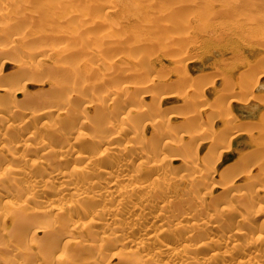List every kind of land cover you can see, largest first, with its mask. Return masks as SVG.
<instances>
[{
  "label": "rangeland",
  "instance_id": "374dc122",
  "mask_svg": "<svg viewBox=\"0 0 264 264\" xmlns=\"http://www.w3.org/2000/svg\"><path fill=\"white\" fill-rule=\"evenodd\" d=\"M41 1L50 6L63 0ZM75 2L77 5L71 4V8L76 9L70 10L74 11L66 20L54 17L47 39L34 34L36 25L32 28L25 23L14 28L15 21L27 20L19 16L22 11L27 15L35 14V10H25L27 1L0 4V14L17 16L8 28L0 21V68L5 61L10 62L0 73V88L9 89L7 93H0V107L6 112L12 107L17 109L16 116L0 128V143L5 146L0 145V264H107L109 260L131 264L130 260L138 255H146L143 252L166 245L174 249L184 246L180 241L167 240L165 236L169 233L160 234L155 230L149 234L157 235V239H144L143 249L123 246L121 238L100 235L91 243L95 246L93 251H83V246L90 244L92 234L100 232L98 227L88 224L94 217L85 212L99 209L96 208L99 204L91 206L89 199L101 196L114 207L122 198L110 192L114 189L101 190V186L90 185L91 177L102 167L116 170L108 164L109 157L116 164L129 160V165L120 172L126 177L116 182V185H129L134 189L124 197V202H142L146 191L152 190L157 194L149 198V203L153 206L167 204L161 214H170L181 221L179 227L173 225L177 221L164 224L165 232L190 233L191 224L182 218L185 214H193L198 222L211 224L215 222L211 220L214 213L223 220L237 211L234 216L240 213L260 217L258 231L240 237L241 245L254 239L256 234L264 237V143H246L245 148L250 144L258 148L250 150H242L237 144L231 146V140L237 136H232L228 125L239 121L232 111L234 105L259 102L264 106V92L258 87L259 84L264 86V0ZM105 5L112 10L109 14L105 12ZM75 29L84 34L83 41L72 38L71 32ZM83 44L92 53L95 48L99 49L100 60L82 52ZM1 46H10V49L4 51ZM52 47L51 57L40 61L39 53H47ZM71 58L78 60L82 67H91L82 85L68 82L65 86L58 79L59 72L67 67L64 61ZM97 62L101 65L95 79L92 73L96 70L92 68ZM18 68L20 75L23 71L28 73L21 83L20 75H12ZM145 75L147 78L143 80ZM26 80H29L27 92L14 94ZM127 84L134 85L135 89L121 90ZM140 86L147 88L139 91ZM112 90H120L113 101L115 108L109 105ZM46 109L55 112L32 116ZM70 111L76 112V119L65 121L64 114ZM129 111H132L131 117H127ZM98 112L102 113L100 122L93 127L91 121H86L82 126L81 114L93 117ZM30 116V127L14 130ZM108 121H112L114 133L107 127ZM79 128L90 131L99 143H94L89 153L79 146L62 152L56 160L63 165L77 154L89 157L67 168L83 189L82 195L58 198V203L72 202L74 208L66 217L53 212L43 218L20 209L19 203L27 197L36 200L43 194L34 184L32 174L44 163H55L42 151L29 157V150L41 145L46 149L56 147L59 141L72 142L75 135L69 133L68 137L67 130ZM32 132L34 138L30 139ZM114 134L118 138L109 144ZM78 141L87 143V135L79 136ZM116 148L120 151L114 155ZM236 160L237 168L245 165L242 176L226 173L227 169L236 167L235 164L230 166ZM132 173L139 177L130 182L128 178ZM58 185L56 182L53 187ZM250 198L257 200L249 202ZM122 214L99 215L93 220L124 223L129 215ZM131 215L149 222L153 220L137 211ZM53 219H63L64 223L58 224ZM49 227L57 228V236L45 235ZM231 230L233 232L235 226ZM221 234L226 236L212 238L228 251L230 237L235 232L223 229ZM199 235L191 249L210 241L204 232ZM65 237L71 242L66 243ZM225 237L229 238L224 240ZM256 244L255 248L264 252V238ZM17 252H23V256L19 258ZM221 253L212 251L205 257L210 264L213 261L217 264L223 261ZM150 257L156 264H192V258L199 259L186 252L184 262H173L171 254L164 251L152 252Z\"/></svg>",
  "mask_w": 264,
  "mask_h": 264
},
{
  "label": "bare ground",
  "instance_id": "6f19581e",
  "mask_svg": "<svg viewBox=\"0 0 264 264\" xmlns=\"http://www.w3.org/2000/svg\"><path fill=\"white\" fill-rule=\"evenodd\" d=\"M12 1L13 0H0V4H7V3H10ZM25 1L28 2V7L25 8V10H35V14L33 16L27 15L24 13V11H22V13L19 16L23 19L26 18L27 20L26 21H20V20L15 21V17H17V16L9 15V14L3 12V14H0V21H3L4 26H6L7 28L14 21L16 22L14 28H20L25 23H27L32 28L36 25V28L34 30V34H36L42 38H45V39L50 37V31L53 28V24H54V17L59 21L62 19L66 20L67 16L72 11H74V10H72V11H70V10L76 9L75 7L71 8V4L75 5L76 0H63V1H59L58 3L51 4L50 6H46L47 3L43 2L41 0H25ZM111 3H112V1H111ZM76 5H77V3H76ZM161 5L159 6L160 8H161ZM108 6L107 5L104 6V9L106 8V11H105L106 14H109L112 11L111 9L108 8ZM156 7H158V4L156 5ZM98 19H100V18H98ZM93 20L91 21L93 23L92 25H94ZM71 35H72L73 39H78L79 41L84 40V34L80 33L76 29L71 32ZM1 48L4 51H6V50L10 49V46H1ZM80 49L82 50V52L86 53L88 56L93 55L94 58H97V61L100 60V50L99 49L97 50L95 48V52L92 53L91 51H89L88 46L85 44H83L80 47ZM53 51H54V48L52 47V48L48 49L47 53H45V52L39 53L40 61L44 60L43 58H45V57H46V59L50 58L51 57L50 55L52 53H54ZM45 54H49V55L46 56ZM37 55H38V53H37ZM69 60H71V61H66V60L64 61V63L67 64V67L63 71L59 72L58 79H59L60 83L64 84L65 86L68 82H72L73 84H81L82 85L83 83H85L86 79L90 75L91 67H88L86 65L84 67L80 66V64L78 63V60H76V59L71 58ZM9 63L10 62L5 61L2 64V66L0 68V73H3L5 66H7ZM100 65L101 64L97 62L95 64V66L92 68V69L96 70V71H93V73H92V76L95 79L98 78V74H99L98 70L100 69ZM17 71L20 72L21 70L18 68V70L15 71L16 73H13L12 75H20V73H18ZM25 74H26V76H28V73L27 72L24 73V71H23V74H21L18 77V79H20L19 83L22 82V80H23L22 78L25 76ZM55 75L57 76V74H55ZM146 78H147V76L145 75L143 80ZM28 83H29V80H26L24 83H22V85L18 88L20 90L14 92V94H22L23 92L26 93L27 88L29 86ZM65 86L63 88H65ZM141 86L138 88V90L139 91L142 90L144 92V90L147 87L146 86L141 87ZM179 86L180 85H178V87ZM258 87H260L261 88L260 90H262L264 92V86L259 84ZM132 89H135V86L131 85V84H127L121 88V90H128V91H130ZM180 89H182L181 86H180ZM258 90H259V88H258ZM8 91H9V89L0 88V93H7ZM110 92H111L110 96H112V98H111L112 101L109 103V105H111L112 107L115 108V103L113 101L116 100V97L118 96L120 90H112ZM179 92H181V91H179ZM169 95H166V96H169ZM25 96L27 97L28 94H26ZM171 96H172V94H171ZM57 98H59V96H57ZM166 101H167V99H166ZM171 101H173V100H171ZM245 106L248 107V106H250V104L245 105ZM14 108L15 107H12V108H10V110L8 112H6V111H3V109L0 107V128H2V125L4 124V122H6L7 120H10L11 118L16 116L15 112L17 111V109L16 108L14 109ZM242 108L243 107H240V106H234V109L232 111L238 117V115H241V111L244 110ZM253 108L256 109V108H258V106L255 105V106H253ZM52 112H55V110L54 109H52V110L46 109V110L41 111L39 113H36L32 116L41 117V116L50 114ZM175 112H177V111H175ZM25 113H27V112H25ZM131 113H132V111H129L127 117H131ZM101 114H102L101 112H98L97 115H95L93 117H91L89 114H81V116L84 117V121L82 123V126H84L86 121H91L92 126L94 127L97 124V122H100L99 119H102ZM225 114H227V113H225ZM115 115H116V113H115ZM228 115H230V114H228ZM32 116L26 117V119H24V121H23L24 123L23 124L21 123L19 126L14 127V130L15 131H17V130L23 131L25 128L30 127L32 125V122H31ZM76 116H77V114L75 111L65 112L64 119H65V121H72V120L76 119ZM230 116L232 117V115H230ZM107 118H109V117H107ZM169 120H170V118H169ZM11 125H13V124H11ZM190 126L191 125H186V127H190ZM107 127H110L111 132H113L112 121L111 122L108 121ZM46 133H49V132L47 131ZM67 133L68 134H66V135L68 137L71 135H75L76 138L74 137L75 139L73 138V140H71L72 142H69V143H64V142L59 141L56 147H47V149L44 148V147H46L45 145H43V146L41 145V146H38L34 149H30L28 152V154H29L28 156L31 157V156H34L37 153H39L38 151H42L44 156L50 158V160L55 161V163H44V165L40 166L39 170H37L34 174H32V176L34 177V184L37 185V188L39 190H41L43 194H41V196L36 200H31V197H27L24 201L19 203L20 209L28 211L30 213V215H38V216L43 218V215H48V214L54 212V214L55 213L57 215L62 214L63 217H66L67 213H69L74 208L75 204L72 202L58 203V198L62 197L63 195L75 196V197L82 195L83 189H81L77 185L76 179H74L71 176V174L67 171V168H68V165L72 164L73 162L81 161V160H83L85 158H89V157L87 155L82 156V155L77 154V155H74L72 157V160H70L71 162L68 161V162L64 163L63 165L60 163V161H56V160L62 152L73 151L75 148H77L79 146L82 147L83 151L89 153L91 151V146L94 143H99V142L95 141V139L90 134V131L83 129V128H79L78 130H70V131L67 130ZM82 135H87V138H88L87 143H82V142L78 141V137L82 136ZM62 136L65 137L64 136V130L62 132ZM29 138L30 139L34 138L33 132L30 133ZM117 138H118V135H116V134L112 135L109 139V144H113ZM236 144L239 145L238 148L240 147L242 149H244L246 146V143H239V140H238V142H235V140H231V146H234ZM0 145L5 147L4 143H0ZM24 145H26V144H24ZM26 147H28V146H26ZM113 147L114 146H111L110 148H113ZM118 151H120V149L116 148V151L113 154L115 155ZM141 153L144 156L145 152L142 151ZM102 156L100 158H102ZM11 158H13V157H11ZM223 158H224V156H223ZM61 160H63V158H61ZM223 160H221V162ZM128 161L129 160L123 161L120 164H116L115 161L113 160V158L109 157L107 159L108 164L113 165V167L116 170L112 169L110 166L102 167V169H99L97 171V175H94L93 178L91 177V184H90L91 186H101L102 187L101 190L114 189V190H111L110 192L114 193L115 196L122 197V198L120 200H117L115 206L113 207V206H110V205H112V202L110 200H108L107 198L102 199L101 196L92 197L91 199H89V204L91 206H96L97 204H99L96 207V208L99 207V209L97 210V212H95L94 210H90L88 212H85V214L93 215V217H94L93 219H96L99 215L100 216H102L104 214L112 215V213L114 214L112 217L117 216L121 213H123L122 215L125 214V215H129V216H128V218H127L128 220L126 222L118 223V224L106 222V219H99V220H93L92 219V220H90L88 222V224L98 227V230H100V232L99 233L94 232L92 234L91 239L89 240L90 244H86L83 246L84 252L93 251L95 249V246H92L91 243H93L94 239L100 235H103V237H107V236L113 237L114 236L116 238H121V241H120L121 245H123V246L124 245L135 246V248H137V249H143L145 247V245L143 244L144 239L147 241L150 239H153V240L157 239V235H150L149 234L150 231L156 230V231H159L160 234L166 235L169 233V236H165V238L167 240L180 241L179 243L181 244V246H182V244H184V246H182L179 249H174V248H172V246L166 245L165 248H162V249H157V250L153 249V250L148 251V252H143L146 255H141V256L138 255L135 259L130 260L131 264H156L155 261H153L151 259L150 254L152 252H154L155 254H159L161 251H164V252L171 254V261L178 262V263L184 262V260H182V258L186 255V252H188L189 254L192 253V254H195L199 257V259L192 258L191 259L192 264H210L207 260L208 257H205V256L213 251V252H217L219 254H220V252H222L221 254H223V261H221V263H217V264H264V252L260 249L255 248V246L257 245L256 243L260 242L262 240V238H264L263 236L256 234L254 239L247 241L243 245H241L239 243L240 242L239 238L242 237L243 235H247L249 232L250 233H256L258 231L259 227H257V225H258V219L260 217L246 216L245 214H240V213L236 214L234 216V213H237V211H233L231 213L230 217H228L227 219L220 220L217 217L218 214L214 213L213 217H211V220H215V222H211V224H207L206 222H198L195 219V215H193V214H185L184 217H182V218L186 221V223L191 224L190 225L191 229L189 231L190 233H188L186 235H178L174 232L173 233L165 232V230H164L165 229L164 224L171 225L169 223H171L172 221H177L176 223H173V225H176L178 227H179V225L182 224L179 219L174 218L175 216H172L170 214L167 216H163L161 214L164 206H166L167 204H165L163 206H153L149 203V198L156 195L157 192L152 191V190L146 191L145 199L139 203L128 204L127 202H124V197L127 194H130V192H133L134 189L129 188V185H127L126 187L116 185V182L119 180H123L124 177H126V175H124L123 173H120V172L125 170V168L129 165ZM32 163H34V161H32ZM236 163H237V160L235 162L231 163L230 166H233L234 164L236 166L237 165ZM240 164H242V163H240ZM242 165H244V164H242ZM237 166L235 168L233 167V168L227 169L226 173L231 174V176L232 175L242 176V174L246 170V168L245 169L243 168L245 165L244 166L240 165L238 168H237ZM91 175H92V173H91ZM138 177H139V175L132 173L128 179H130L129 181L131 182L133 180H136ZM1 181H2V177H0V182ZM56 182H59V185L57 188L53 187V184ZM49 187L51 188L52 191L51 190L48 191ZM137 191H140V190H137ZM13 196H16V195H13ZM256 200L257 199H255V198H250L249 202H252V201L255 202ZM103 202H105V203H103ZM170 204H173V202H170ZM101 206H103V207H101ZM244 206L245 207L247 206L246 202L244 203ZM38 207H46V209L38 208ZM40 209H43V210H40ZM134 211H137V212L145 214V215H149L153 218V220H151L149 222L148 220L144 219L143 217L132 216L131 214H133ZM235 217H237V219H235ZM52 221L57 222L58 224L64 223L63 219H53ZM233 226H235V230H233V232H235V235L230 237L231 241H232L231 242V248L228 251L223 250L218 245V241L212 237L213 236H219V235L220 236H226V234H221L223 229H227V230H229V233H233L231 230V228ZM201 232H204V234L207 235L206 238H208L210 241L205 242L198 247L193 246V249H191L192 243H196V241L200 238L199 234ZM57 233L58 232H57L56 227H51V228L49 227L47 229L45 235H47L49 238H51V237L57 236L56 235ZM68 238L69 237L64 238V239H66V243L71 242L68 240ZM226 238H229V237H225L224 240H227ZM16 255L19 258H21L23 256V252H17ZM17 264H24V263L20 262ZM107 264H121V263L115 262V260H109ZM211 264H215V261H213V263H211Z\"/></svg>",
  "mask_w": 264,
  "mask_h": 264
},
{
  "label": "crops",
  "instance_id": "0c3cea01",
  "mask_svg": "<svg viewBox=\"0 0 264 264\" xmlns=\"http://www.w3.org/2000/svg\"><path fill=\"white\" fill-rule=\"evenodd\" d=\"M249 104L250 106L248 107L245 106ZM249 104L239 105L240 107H243L242 109L244 110L242 111L244 113L241 111V115H238L239 121L234 123V125L228 124L231 128V133L233 132L232 136L234 137L237 136L235 137L236 138L235 141L239 140V143H252L253 141L264 143V109H263L264 106L259 102H253ZM254 104L257 105L258 108L254 109L253 108V106H255ZM238 146L239 145H237L236 147ZM250 149H258V148L251 146V144L250 146H247L245 148V150H250ZM233 157L235 156L234 155L231 156L232 159Z\"/></svg>",
  "mask_w": 264,
  "mask_h": 264
}]
</instances>
